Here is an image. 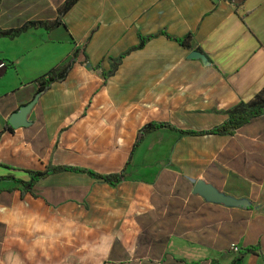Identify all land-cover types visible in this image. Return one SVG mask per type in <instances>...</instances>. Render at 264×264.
Listing matches in <instances>:
<instances>
[{"label": "crops", "instance_id": "1", "mask_svg": "<svg viewBox=\"0 0 264 264\" xmlns=\"http://www.w3.org/2000/svg\"><path fill=\"white\" fill-rule=\"evenodd\" d=\"M66 1L0 0V32L52 24ZM257 94L264 0H76L51 30L0 37V264H264V113L183 133ZM149 123L173 129L140 138ZM53 166L124 178L59 171L21 194L15 180ZM197 181L236 203L194 193Z\"/></svg>", "mask_w": 264, "mask_h": 264}, {"label": "trees", "instance_id": "2", "mask_svg": "<svg viewBox=\"0 0 264 264\" xmlns=\"http://www.w3.org/2000/svg\"><path fill=\"white\" fill-rule=\"evenodd\" d=\"M76 0H67L64 7L59 11L58 16L56 17L55 21L52 24H46L43 22H29L22 27L18 29H11L7 31H1L0 32V37H9L12 38L16 35H18L21 31H24L28 27L34 26V27H43L46 30H51L54 27L58 26L61 23V18L64 12H66L70 6L75 2ZM145 40L147 38H141L140 43L137 47L143 46ZM179 43L184 44L183 39H175ZM75 57L71 58L68 60V62L61 67L58 71L56 72H49L47 73L46 79L40 81L38 83V89L36 91L39 96L47 90L50 85L54 81H60L62 80L68 73L69 69L72 66V63L75 61ZM88 58L86 55L83 56L81 59L82 62H87ZM264 113V98L260 95L257 94L255 99L250 101V102H242L238 104L237 106L233 107L229 112H228V118L221 124L217 125L216 127H213L209 130L205 131H186L183 133L186 134H205V133H216V134H225L232 132L233 130L239 128L246 122H248L251 118L256 117ZM156 128H170L168 124H162V123H149L147 124L142 130H141V136L140 138L148 131L156 129ZM77 171V172H86L88 173L91 177L100 179L104 182L110 183V184H117L118 182L121 181L122 178H124L123 173H116V174H99L90 170L86 169H81V168H76V167H70V166H53V167H48L44 171H28L30 174V179L29 181H21V180H15L21 185V194L24 192H31L33 193L32 187L34 186V183L42 179L50 174L59 172V171ZM7 179H13V177H6Z\"/></svg>", "mask_w": 264, "mask_h": 264}, {"label": "water", "instance_id": "3", "mask_svg": "<svg viewBox=\"0 0 264 264\" xmlns=\"http://www.w3.org/2000/svg\"><path fill=\"white\" fill-rule=\"evenodd\" d=\"M189 57H198L203 58V55L198 51H193ZM39 94L35 93L33 98L26 104L21 105L16 111H14L9 116V124L13 128L20 126H28L29 122L27 121V115L30 112L31 108L37 102ZM194 193L200 194L208 200L220 203L234 204L235 200L226 197L225 195L219 193L215 188L209 184H205L203 181H197L193 189Z\"/></svg>", "mask_w": 264, "mask_h": 264}, {"label": "built area", "instance_id": "4", "mask_svg": "<svg viewBox=\"0 0 264 264\" xmlns=\"http://www.w3.org/2000/svg\"><path fill=\"white\" fill-rule=\"evenodd\" d=\"M230 249L234 252H238L239 251V248L235 245V244H231L230 245Z\"/></svg>", "mask_w": 264, "mask_h": 264}]
</instances>
